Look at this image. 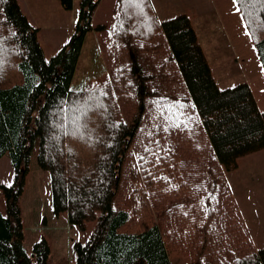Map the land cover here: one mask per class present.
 Returning a JSON list of instances; mask_svg holds the SVG:
<instances>
[{"label": "trees", "instance_id": "16d2710c", "mask_svg": "<svg viewBox=\"0 0 264 264\" xmlns=\"http://www.w3.org/2000/svg\"><path fill=\"white\" fill-rule=\"evenodd\" d=\"M99 2L80 0L69 41L47 59L17 0H0V157L13 166L12 182L0 181V264L48 263L45 238L31 254L24 245L20 198L35 144L54 212L81 228L96 221L74 243L76 264H174L172 253L191 257L183 264H264L225 175L264 149V111L250 85H219L186 13L160 20L151 0H116L102 42L109 70L72 89ZM240 13L264 65V6ZM131 147V190L115 207Z\"/></svg>", "mask_w": 264, "mask_h": 264}, {"label": "rangeland", "instance_id": "374dc122", "mask_svg": "<svg viewBox=\"0 0 264 264\" xmlns=\"http://www.w3.org/2000/svg\"><path fill=\"white\" fill-rule=\"evenodd\" d=\"M111 1L101 2L94 25L85 35L70 82V87L74 90L85 88L109 70L102 42L113 12ZM223 1L225 8L222 6ZM226 1L228 0H154V3L156 2L155 11L160 20L182 13H186L191 19H197L200 32L198 39L202 47L206 48V55L219 85L227 87L246 81L252 87L257 102L264 111V70L248 29L244 27L241 13L236 11L233 0L229 4H226ZM17 2L30 22L39 28L38 39L45 57L49 59L69 41L78 16L80 0H73L70 9L65 8L61 0H17ZM218 2L222 9L219 8ZM159 3H162V9L159 8ZM99 24H103L104 29L97 28ZM133 152L131 147L123 166V181L115 200V207L123 206L131 190L127 173L133 163ZM37 153L38 146L35 144L30 154L24 192L20 198L25 248L31 254L33 244L45 238L50 246L47 264H76L74 243L76 241L85 243L96 221H88L85 228H81L70 223L67 211L54 212L51 173L48 169L39 166ZM225 175L245 224L242 210L244 207L251 218L254 233L249 230L247 224L246 227L254 245L257 248L264 247L262 244L264 241V150L240 158L239 166L227 171ZM12 180L13 166L6 153L0 157V181L10 184ZM237 200L241 201L242 209ZM0 209L4 214L6 213L4 194L0 195ZM251 234H254L258 245ZM171 257L174 264L191 261L190 256L178 253H172Z\"/></svg>", "mask_w": 264, "mask_h": 264}, {"label": "crops", "instance_id": "0c3cea01", "mask_svg": "<svg viewBox=\"0 0 264 264\" xmlns=\"http://www.w3.org/2000/svg\"><path fill=\"white\" fill-rule=\"evenodd\" d=\"M103 0H100V2L98 3V5L96 6V8H95V10H94V12H93V15H92V21H91V23H92V26L94 25V19H95V17H96V14L99 12V10H100V5H101V2H102ZM152 1V3H153V6H154V8L156 9V2L154 3V0H151ZM115 2H116V0H112L111 1V11L113 10V7H114V5H115ZM229 4V3H231V0H228V1H226V4ZM218 4V6H219V2L217 3ZM162 5V3H159V8L160 9H162L163 7L161 6ZM222 6L225 8L226 7V5H225V1H223V4H222ZM219 8L220 9H222L220 6H219ZM195 10L197 11V9L195 8ZM112 13V12H111ZM192 22H193V25H194V28H195V30H196V32H197V35H198V37H199V35H200V32H199V29H198V23H197V19H192ZM200 41V40H199ZM201 43V42H200ZM205 44V43H204ZM204 51L206 52V54H207V51H206V48L204 47ZM208 56V55H207ZM213 69V68H212ZM213 73H214V71H213ZM219 82V81H218ZM220 84V83H219ZM221 86V85H220ZM251 87V86H250ZM251 89H252V87H251ZM252 92H253V89H252ZM253 94H254V92H253ZM254 97H255V95H254ZM255 99H256V97H255ZM256 101H257V99H256ZM258 103V102H257ZM258 106H259V103H258ZM259 108L261 109V107L259 106ZM262 110V109H261ZM263 111V110H262ZM261 150H264V149H261ZM261 150H259V151H261ZM256 152H258V151H255V152H253V153H256ZM251 154V153H250ZM248 155V154H247ZM245 156V155H244ZM244 156H242V157H244ZM242 157H240V158H242ZM239 158V159H240ZM234 188V187H233ZM234 191V193H235V189L233 190ZM235 195H236V193H235ZM236 197H237V195H236ZM238 201V204H239V206H240V208L242 209V205H241V201H239V200H237ZM245 208V207H244ZM242 209L243 210V215H244V217H245V221H246V224H247V226H248V228H249V230L252 232V233H254L253 232V229H252V221H251V218H250V216L248 215V213H247V211L245 210V209ZM252 235V237H253V240H254V242L256 243V245H258L257 244V241H256V239H255V236H254V234H251ZM262 244H264V241H263V243ZM261 247H263V246H261Z\"/></svg>", "mask_w": 264, "mask_h": 264}, {"label": "snow or ice", "instance_id": "6c2138e0", "mask_svg": "<svg viewBox=\"0 0 264 264\" xmlns=\"http://www.w3.org/2000/svg\"><path fill=\"white\" fill-rule=\"evenodd\" d=\"M128 2L130 3H137L138 0H128ZM233 3L234 5L236 6V11L238 13L241 12V6L245 9H247L249 6H254L256 4H260L262 6H264V0H233ZM248 18H249V24L252 23V16H253V13L252 12H248ZM241 19H245V16L242 14L241 15ZM248 24H245L244 27L247 29L248 28ZM262 27H264V24L261 25ZM3 51V48L2 46H0V52ZM2 60H0V71H2ZM262 68H264V65H262ZM89 101H92L94 99H96L94 96H90L89 98ZM75 104H78L79 101H74ZM99 107H103L102 104H98Z\"/></svg>", "mask_w": 264, "mask_h": 264}]
</instances>
